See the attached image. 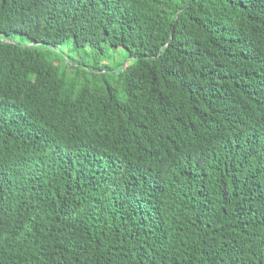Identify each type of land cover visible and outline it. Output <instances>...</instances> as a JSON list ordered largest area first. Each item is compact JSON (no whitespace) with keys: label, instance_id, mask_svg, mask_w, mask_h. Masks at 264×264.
<instances>
[{"label":"trees","instance_id":"1","mask_svg":"<svg viewBox=\"0 0 264 264\" xmlns=\"http://www.w3.org/2000/svg\"><path fill=\"white\" fill-rule=\"evenodd\" d=\"M0 264H264V0H0Z\"/></svg>","mask_w":264,"mask_h":264},{"label":"rangeland","instance_id":"2","mask_svg":"<svg viewBox=\"0 0 264 264\" xmlns=\"http://www.w3.org/2000/svg\"><path fill=\"white\" fill-rule=\"evenodd\" d=\"M20 42L21 36L16 37ZM53 56L58 60H66V62L72 67V71L68 75L72 78H77L79 83L89 79L96 83H105V80L112 82L117 88H120V82L115 80V71L118 70L120 65L129 64L131 59L128 58L125 49L123 48H108L105 55L101 59V64L105 65V70L99 79L93 78V72L95 69L93 66L96 64L97 57L95 52L90 46L82 48L80 50L74 49L72 41H66L62 43L56 50L53 51ZM103 81V82H102Z\"/></svg>","mask_w":264,"mask_h":264}]
</instances>
